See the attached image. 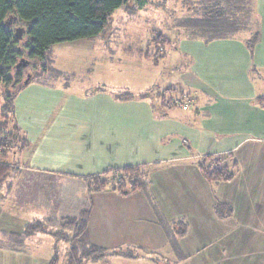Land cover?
<instances>
[{
	"label": "crops",
	"instance_id": "1",
	"mask_svg": "<svg viewBox=\"0 0 264 264\" xmlns=\"http://www.w3.org/2000/svg\"><path fill=\"white\" fill-rule=\"evenodd\" d=\"M252 1L250 34L168 43L188 60L176 86L117 95L114 110L103 87L74 92L46 79L18 92L14 118L29 141L19 153L25 170L83 177L144 165L147 172L129 195L94 193L87 228L90 245L137 257L88 263L264 264V0ZM166 89H174L165 92L177 101L171 107L159 94ZM205 156L226 157L233 177L207 180L199 165ZM27 220L19 231L2 230L8 259L41 233L25 236Z\"/></svg>",
	"mask_w": 264,
	"mask_h": 264
},
{
	"label": "rangeland",
	"instance_id": "2",
	"mask_svg": "<svg viewBox=\"0 0 264 264\" xmlns=\"http://www.w3.org/2000/svg\"><path fill=\"white\" fill-rule=\"evenodd\" d=\"M221 1H225L226 7L231 9L244 8L242 11L243 16H241L247 22L244 34H250L255 26V21L251 19L250 12H248L253 5V1L247 0V5L243 0ZM216 4L217 0H190L188 5L184 4V0H149L147 6L138 8L137 0H130L124 7L115 12L108 29L99 38L57 43L50 50V64L45 60L34 59L29 62V65H24V77L18 86L23 84L30 73L33 79H51L53 83H63L65 85L70 83L69 86L74 92H85L103 87L107 89V95L109 96L107 97V107L111 110L116 107V104L113 103L114 97L117 95L128 99L125 97L127 93L136 95L142 91H156L165 85L172 84L176 86L182 78L181 73L188 70L185 67V64L188 65V60L180 56L181 54L174 45L165 43L164 49L161 48L157 54V56H160V54L164 55L166 53L165 57L159 65H156L154 57L147 56V49L149 48L153 54L158 50L157 45L154 44L156 32L165 34L170 39L178 42L183 37L202 36L200 7L209 6L212 9ZM237 22L241 24L240 20ZM188 23L200 28L187 26ZM9 25L17 31L19 36L18 46L23 48L25 51L24 57L27 58L28 48L26 42L29 40V35L21 27L22 23L16 18L9 20ZM44 70H49L50 73L45 75ZM56 71H62L67 76H55L54 72L58 73ZM14 73L13 71L12 75H15ZM66 80H70L69 83ZM16 87H7L0 83V121L2 120L1 113L2 105L5 102V94L15 92ZM159 94L164 101L170 102L172 100V102H175V99L165 94V91ZM21 155H15L14 161L11 160V156V162L13 164L16 161L22 162L23 155ZM24 173L25 169L23 168L10 174L11 177L6 183V187L0 193V246H4V244L7 246L2 230H21L18 224L21 225L22 218L31 220L32 223L49 220L50 223L44 224L48 233L41 232L32 237L31 242H27V245L21 244L16 253L12 254V259L7 258L8 252L0 251V264H43L42 259L49 260L56 255L59 264H66L70 243H67L68 247L64 241H57L50 234V232L56 231L65 232L64 228L55 223V220L61 219V214L57 211L58 202H56V199L62 191L66 192L71 189H75L77 194L85 199L87 189L83 184H88L90 180L85 176L48 175L50 177L43 193L39 191V187L30 184L33 183L32 181L28 182L29 184L26 187L22 186V184L27 183H23ZM9 182L11 183L10 187H8ZM77 187L78 189H76ZM9 188L11 189L8 190ZM146 190L150 195L151 187L146 186ZM8 213L11 214L10 219ZM13 216L21 220L17 219L14 222L12 221ZM178 216L182 218L183 210L180 211ZM163 222H165L171 233L172 230L167 222ZM181 222H183L182 219L177 220L178 229ZM179 232L183 233V227ZM180 233L176 235V239L182 237ZM21 237L19 236V238ZM55 240L59 243L54 248ZM80 251L83 252V249ZM121 252L124 254L110 255L107 258L110 259L113 256L133 258L130 256L131 253L123 250ZM171 261L177 262L175 259H171ZM88 264L105 263L89 262Z\"/></svg>",
	"mask_w": 264,
	"mask_h": 264
},
{
	"label": "trees",
	"instance_id": "3",
	"mask_svg": "<svg viewBox=\"0 0 264 264\" xmlns=\"http://www.w3.org/2000/svg\"><path fill=\"white\" fill-rule=\"evenodd\" d=\"M129 1L0 0V83L7 87L17 86L15 92L5 94V102L4 104L2 103V120L0 121V193L6 187L5 185L11 177L10 174L23 169L20 162L16 161L15 164L11 162V156H17L29 145L22 128L14 118V100L22 88L33 81L42 80V78L33 79L32 74L29 73V77L24 80L22 85L18 86L24 77L23 66L29 65V62L34 59L45 60L50 64V50L57 43L99 38L108 29L115 12L124 7ZM243 1L247 5V0ZM224 2L217 0L216 6L212 9L209 6L200 7L201 34L203 37L207 39L228 37L245 31L247 22H245L244 18H241L244 8L239 10L231 9L226 7L227 4ZM148 3L149 0H137L138 8H144ZM189 3L190 0H184L185 5ZM15 18L22 23L21 27L29 35V40L26 42V47L28 48L27 58L24 57L25 51L23 48L18 46L19 36L17 31L13 30L9 25V20H14ZM239 20L241 24L237 22ZM186 25L200 28L193 26L191 23ZM252 39L251 44L258 40V35L256 34ZM154 40L158 50L153 54L148 48L147 56L150 58L154 57L155 60L163 56V54L157 56L159 50L161 48L164 49V44L170 43L172 39L165 34L156 32ZM13 71L15 75H12ZM48 71L44 70V74L50 73ZM56 72L58 73L54 72L55 76H67L62 71ZM66 81L69 83L70 80ZM66 85H70V83ZM172 90L174 89H166L164 91L171 92ZM125 97H131V93H127ZM258 100L264 103V95L260 96ZM175 102L163 100V105L171 107ZM232 164L235 165L236 163L233 162ZM199 165L205 178L209 181L230 180L234 175L232 165L227 162L226 157L205 156L201 159ZM146 174L144 165L106 169L100 174L85 176L90 180L88 184L82 183L87 189L85 199L80 197L75 189L61 192L56 199V202H58L57 211L61 214V219L55 220V223L64 228L65 232L56 231L50 232V234L57 241L62 240L70 243L66 264H85L88 260H104L110 255L124 254H122L120 249L107 251L88 243L87 228L93 207L92 195L107 188L122 195H129L143 187ZM48 179L47 173L25 170L23 183H27L22 184V186L26 187L29 184L28 182L32 181L33 183L30 184L39 187V191L43 192ZM8 185L10 187L11 183L9 182ZM79 186L82 187L81 185ZM48 223H50L49 220L28 223L24 232L25 236L28 237L37 232L48 233L44 225ZM80 247L83 252L80 251L82 250ZM130 256L137 257L134 253H131ZM49 264H59L58 256H53Z\"/></svg>",
	"mask_w": 264,
	"mask_h": 264
},
{
	"label": "water",
	"instance_id": "4",
	"mask_svg": "<svg viewBox=\"0 0 264 264\" xmlns=\"http://www.w3.org/2000/svg\"><path fill=\"white\" fill-rule=\"evenodd\" d=\"M24 29V28H23ZM23 64H26V63H23Z\"/></svg>",
	"mask_w": 264,
	"mask_h": 264
}]
</instances>
